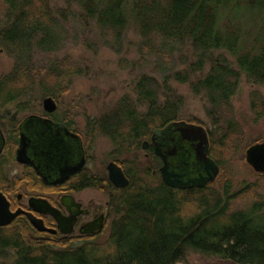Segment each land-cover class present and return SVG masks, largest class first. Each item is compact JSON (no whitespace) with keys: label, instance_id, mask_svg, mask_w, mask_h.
Segmentation results:
<instances>
[{"label":"trees","instance_id":"obj_1","mask_svg":"<svg viewBox=\"0 0 264 264\" xmlns=\"http://www.w3.org/2000/svg\"><path fill=\"white\" fill-rule=\"evenodd\" d=\"M53 1L5 0L0 51L14 66L0 77V108L16 103V112L29 111L23 100L33 91L60 101L58 95L67 91L62 82L83 75L70 58L40 65L39 57L57 55L71 43L122 55L127 35L135 33L140 63L124 60L143 71L134 81V95L123 96L112 113L89 121L85 133L88 152L97 132L110 140L111 157L130 184L115 196L106 176L87 169L67 184L112 191L116 217L105 242L73 245L71 238L38 233L20 217L0 228V258L12 256L15 264H191V257L203 256L212 264H264L261 185L236 189L225 171L244 143L233 107L242 78L264 87V0H64L79 12L59 14L52 10ZM173 84L188 86L206 100L209 156L221 173L204 189H173L161 177L151 186L146 176L162 165L152 151L151 167L141 171L145 177L132 163L118 161L141 151L155 130L186 119L185 102ZM250 97L258 122L264 118V98L257 91ZM258 176L264 181V175ZM246 197L253 199L234 208Z\"/></svg>","mask_w":264,"mask_h":264},{"label":"rangeland","instance_id":"obj_2","mask_svg":"<svg viewBox=\"0 0 264 264\" xmlns=\"http://www.w3.org/2000/svg\"><path fill=\"white\" fill-rule=\"evenodd\" d=\"M51 7L56 14L65 10H71L76 13L79 12L77 7L69 6L64 0H54ZM5 14V0H0V25L4 23ZM139 41V37L135 33L130 32L127 35L125 52L122 55L111 52V50L106 48L100 49L98 53L88 51L86 47L78 43H71L57 55H46L38 58L37 61L40 65H47L55 60L70 58L74 63L84 69L83 75H77L71 79H65V81L62 82V90L65 88L67 91L58 95L61 102L59 99L55 100L58 106L57 113H59L61 117H67L68 119L72 118L81 136L86 133L89 121L99 119L112 113L115 105L123 96L134 95V81L143 71L140 69H131L126 65L124 60L131 63H140L141 56L138 50ZM13 66V60L0 51V77L9 74ZM145 71L149 72L148 70ZM242 79L240 90L233 99V107L234 117L241 125L244 132V143L242 148H239L240 153H238L234 159L227 162L225 171L227 176H230V178L237 183L236 189H239L240 184H255L259 182L261 188L259 189L258 187L257 192L264 195V181H260L259 174L255 173L246 162L247 149L255 145V143H264V118L256 122V118L250 107V96L252 92L257 91L264 98V87L248 84L245 77ZM173 86L177 89L185 102L182 119H186L180 120L179 122L188 123V121H192L196 123H193V125L202 126L204 129L206 127L212 128L207 116L206 100L201 96H195L188 86L179 84H173ZM41 96L39 91H33L27 96L25 101L29 102L30 109L26 113L21 114L18 120L21 121L31 114H43L44 98ZM16 106L17 104L6 107L4 110L0 111V117H3V115L8 112L12 114L15 113L17 109ZM112 152L113 145L110 140L97 132L90 150V161L87 165V169L95 175L106 176V167L110 162L114 161L111 157ZM149 155L150 152H144L143 149H141V151L137 153L122 156L118 161L119 163H132L137 173H139L138 175L145 177L141 171L144 170V172H146V170L151 167ZM159 168L160 166H154L151 176H146V181L151 186H156L159 183L160 176L158 177L157 174L159 173ZM5 173L11 178L12 176L22 177L24 174L29 173V171L24 170L23 167L17 165L14 161H10ZM107 192L108 191L105 190L91 188L90 190L78 194L76 197L83 201L94 199L96 202L105 203L108 200ZM21 193H25V191ZM251 199L253 198L246 197L235 202L234 208H244ZM112 219H115L114 216H112ZM108 227H110V225L104 230L102 236L96 239V242L103 243L108 239ZM70 243L78 245L77 241L74 239H71ZM213 261L212 258L203 256H193L190 259L191 264H212L215 263ZM0 264H15V259L12 258V256L0 258Z\"/></svg>","mask_w":264,"mask_h":264},{"label":"water","instance_id":"obj_3","mask_svg":"<svg viewBox=\"0 0 264 264\" xmlns=\"http://www.w3.org/2000/svg\"><path fill=\"white\" fill-rule=\"evenodd\" d=\"M44 111L54 113L58 106L52 97L43 101ZM40 122L49 125L58 130V134L64 138L73 139V153L77 156V162L73 163L67 156L59 157L56 164L46 167V159L42 153V137L38 138V154L33 156L31 153V141L33 137L29 136V130L41 128ZM42 129V128H41ZM20 150L17 151V162L21 165L33 167L36 172L44 179L47 184L64 185L71 177L80 173L85 167V158L81 142L78 137L68 132V130L59 125H52L49 121H38L36 118H29L26 124L21 128ZM78 139V141H77ZM150 144L154 145V155L162 162L159 174L163 183L173 189H204L208 184H213L220 175L219 165L210 158L209 146L210 140L207 131L202 126L189 125L187 123L175 122L169 124L163 129L155 130L151 136L150 142L145 141L142 149L147 151ZM31 148V149H30ZM33 151V150H32ZM2 147H0V154ZM246 162L259 175H264V143H259L249 147L246 151ZM109 182L115 189H126L130 180L127 178L124 170L115 162H110L106 168ZM50 173H56L50 174ZM62 204L66 208L70 217H64L58 211L54 210L47 201L37 198L30 199V206L35 212L52 216L58 223L60 232L68 236L73 232V226L76 217L77 205L71 196H65ZM24 216L28 219L31 226L39 233H50L55 235L57 232L46 228L44 222L34 216L33 213L17 210L12 212L8 199L0 193V228L10 226L16 219ZM104 227L103 222L92 223L86 227L85 235H91L101 231Z\"/></svg>","mask_w":264,"mask_h":264},{"label":"flooded vegetation","instance_id":"obj_4","mask_svg":"<svg viewBox=\"0 0 264 264\" xmlns=\"http://www.w3.org/2000/svg\"><path fill=\"white\" fill-rule=\"evenodd\" d=\"M12 105H16V103L8 104L5 107L0 108V111ZM57 111L50 114L45 112L43 108L42 115L31 114L25 117L21 121L18 120L19 116L26 112L18 113L15 111V113L13 114L8 112L5 115H3V117H0V147H2V153L0 154V193H2L10 202L12 212H16L17 210H23L25 212L33 213L35 217L41 219L44 222L47 229L57 232L55 235L46 232L40 234H43L44 236L47 237L53 236V237L63 238L66 240L71 238L76 240L79 245L85 241H89V240L95 241L97 238H100L102 236L107 226L109 225L111 226L112 222L114 221L112 219V216H114V218L116 217L115 214L111 212L112 196L113 194L115 196L118 194L121 195V192L124 189L118 190L112 186L113 194H111L112 191L110 190L107 192L108 200L105 203L96 202V200L94 199H91L89 201H83L77 199L76 196L78 194L90 190L91 188H85V187L80 188L73 186L70 187L67 184L72 178L76 177L77 175L81 174L84 170L87 169V165L90 161L91 148L88 152L86 148L87 147L86 136L85 134L81 136V134L77 131V126L75 121L72 120V118H70L69 119L70 121L67 122L64 119V117H61L59 113H57ZM32 117L36 118L38 121H44V122L49 121L54 126L59 125L60 127L61 126L65 127L69 133L76 135L81 142L83 155H84L83 157L85 158L86 161L85 167H83V170L80 173L74 175V177H71L66 183H64V185L47 184L33 167L31 168V166L21 165L17 162L16 159L17 151L20 150L19 148H20V140L22 134L21 128L26 124L29 118ZM178 123H183V122H178ZM38 125L43 126L41 127L42 129L36 128L35 125L34 128L29 130L30 133L29 136L33 137V141H31V148L33 150V151L31 150L32 152L31 154L33 156H36L38 154V147H40V145L37 143L38 138L34 136H40V138L41 137L43 138L41 141V145L43 148L42 153L44 154L45 157L44 159H46L45 163H47L46 167H49L51 164H56L57 163L56 161H58L59 157L61 158L63 155L67 156V158L70 161H73V163L77 162L78 158L76 154L73 153V150L75 148L73 147L75 144L73 139L64 138L62 135L60 136L58 134V130L49 125H44L41 122ZM189 125H193V124H189ZM147 151L148 152L152 151V153L154 154V145L150 144V147ZM10 161H14L17 165L23 167L24 170L29 171V173L24 174V176L22 177L12 176L10 178V176H7V174L5 173ZM112 162L117 163L116 160ZM50 174L57 175L56 173H50ZM106 177L108 178V173ZM22 191H25V193H21ZM65 196L73 197L75 203L79 205L77 208H75V212H77L79 215L76 217L73 226V232L68 236L63 235L60 232L58 223L52 216L35 212L33 208L30 206V199L32 198L42 199L47 201L49 205L54 210L61 213V215L69 218L70 214L67 212L66 208H64L62 204V199ZM21 217L25 218L27 222H29L26 217L24 216ZM96 221L97 223H100V221L103 222L104 224L103 229L91 235H85L84 232L86 231V227L92 223H95ZM108 228L110 229V227Z\"/></svg>","mask_w":264,"mask_h":264},{"label":"bare ground","instance_id":"obj_5","mask_svg":"<svg viewBox=\"0 0 264 264\" xmlns=\"http://www.w3.org/2000/svg\"><path fill=\"white\" fill-rule=\"evenodd\" d=\"M256 144H257V143H256ZM256 144H255V145H256Z\"/></svg>","mask_w":264,"mask_h":264}]
</instances>
